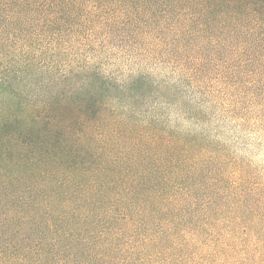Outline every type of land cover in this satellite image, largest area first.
Here are the masks:
<instances>
[{
	"label": "trees",
	"instance_id": "1",
	"mask_svg": "<svg viewBox=\"0 0 264 264\" xmlns=\"http://www.w3.org/2000/svg\"><path fill=\"white\" fill-rule=\"evenodd\" d=\"M264 0H0V264H264Z\"/></svg>",
	"mask_w": 264,
	"mask_h": 264
},
{
	"label": "rangeland",
	"instance_id": "2",
	"mask_svg": "<svg viewBox=\"0 0 264 264\" xmlns=\"http://www.w3.org/2000/svg\"><path fill=\"white\" fill-rule=\"evenodd\" d=\"M259 141H262V143L250 145L247 148V152L254 164L258 165L260 169H264V138H261L260 140H258V142Z\"/></svg>",
	"mask_w": 264,
	"mask_h": 264
}]
</instances>
